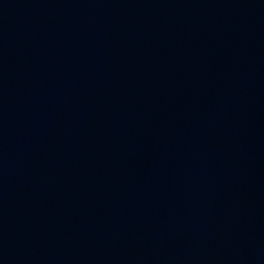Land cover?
<instances>
[{
	"label": "water",
	"instance_id": "water-1",
	"mask_svg": "<svg viewBox=\"0 0 264 264\" xmlns=\"http://www.w3.org/2000/svg\"><path fill=\"white\" fill-rule=\"evenodd\" d=\"M0 264H264V0H0Z\"/></svg>",
	"mask_w": 264,
	"mask_h": 264
}]
</instances>
